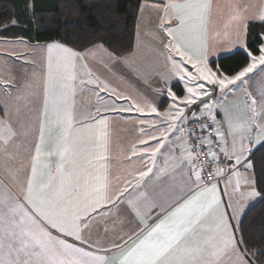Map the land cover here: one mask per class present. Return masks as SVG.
Masks as SVG:
<instances>
[{
  "label": "snow or ice",
  "instance_id": "1",
  "mask_svg": "<svg viewBox=\"0 0 264 264\" xmlns=\"http://www.w3.org/2000/svg\"><path fill=\"white\" fill-rule=\"evenodd\" d=\"M163 7L164 16L161 27L170 38L166 47L168 60L171 62V73L184 82L185 94L177 96L169 90L168 95L171 99L169 110L161 114L155 107L151 108V111L158 116L163 115L165 119H180L185 109L197 104L198 101L203 103L204 107L210 108L211 106L202 99L210 94L208 85L216 86L223 92L229 85H236L237 81L243 83L244 78L258 65H264V46H261L258 49L260 52L258 57L251 52L248 53L252 62L235 76L228 77L213 71L208 66L207 44L204 39L212 0H168ZM244 19L240 6L238 4L233 6L230 22ZM259 19L264 21V9L261 10ZM165 25L168 27H164ZM54 49H59L65 54L66 74L60 76L59 80L61 87L69 89L72 95L75 93V84L72 82L76 80L74 71L76 61L85 59V54L74 52L59 44L48 45L50 86L45 89L44 112L47 114L51 102L56 111L55 124L59 129V135L54 148L49 149L47 156L49 158L58 156L59 162L53 173L51 163L41 161L45 132V122H42L40 143L35 146L31 177L27 182L23 203L12 199L6 193L0 195V264H224L225 259L229 264H248L245 258L246 251H242L239 247L243 240H237L229 230L230 225L220 208L221 201L217 195L216 183L207 182L208 179L215 181L218 176L223 175V170L218 167L212 169L203 162L197 165L200 153L196 151L195 146L189 147L186 144L184 159L191 173L186 184L189 185V192H191L190 182L195 183L199 191L187 198H181L182 202H177L154 226L149 228L142 220L147 229L146 233L132 246L122 250L119 255L113 256L111 261L106 257L86 252L83 248L76 247L59 236H53L49 229H55L62 236L72 237L83 243L82 230L88 227L91 220L104 214L102 209H106L108 204H114L124 191H127V187H124L115 197L109 196L106 166H100L105 171L99 176H93L86 167V165H93L94 161L107 159L108 120L101 115L91 116L93 124L88 128L96 130L89 131L87 135L83 134L81 129L73 127V115L70 108L61 110L60 101L51 95L53 79L51 54ZM109 56L116 59L111 54ZM176 57H179L178 61ZM88 75L91 76L92 73L89 71ZM93 82L91 79L81 81L82 84ZM95 82L99 89L97 95L99 92L109 91L108 85L103 81ZM3 83L9 82L3 81ZM111 94L116 93L113 91L110 92ZM68 96V92L63 93L65 104ZM116 98L128 99L118 94ZM255 105L256 100L252 99L249 107L253 112H255ZM133 109L138 112L144 111L135 104L129 109L115 107L111 110L120 112ZM100 111L97 109V113ZM232 127V125L229 126L230 130ZM235 128L239 131L244 129L245 125L238 123ZM255 128L257 129L253 133L255 142L264 141V125L255 124ZM168 129L175 131L176 125L169 124L159 137L152 136L151 139L157 141L156 146L142 150L151 160L152 165L155 164L156 154L164 147V141L168 139ZM248 131H251L250 127ZM15 136L16 133L11 125L0 118V142L6 146ZM223 142L221 139V143ZM252 142L250 140L249 144ZM140 143L147 144L148 140L142 139ZM206 143L210 144L211 141L201 140V146ZM90 148H100L103 151H90ZM221 151L228 160L234 161L235 165L251 168L250 162L245 163L250 151L249 146L241 143L237 147L234 141L231 153L225 148H221ZM139 154L133 147L132 156ZM204 155L209 157V163L217 157L210 147ZM183 162L182 160L181 163ZM44 169H48L47 173ZM204 171L209 173L207 178L202 176ZM151 172V166L140 171V180ZM231 175L236 177L234 191L240 190L242 180L248 185L254 183L250 177H243L239 171H234ZM228 182L231 183V179ZM128 183L131 181H126V184ZM258 195L254 187L247 192L248 197ZM209 215L217 219L213 230L215 234L211 236L205 235V224ZM114 247L120 248V244H115Z\"/></svg>",
  "mask_w": 264,
  "mask_h": 264
},
{
  "label": "crops",
  "instance_id": "2",
  "mask_svg": "<svg viewBox=\"0 0 264 264\" xmlns=\"http://www.w3.org/2000/svg\"><path fill=\"white\" fill-rule=\"evenodd\" d=\"M167 2L168 0H144L137 18L134 48L131 54L112 59L109 56L110 53L106 49L102 46L98 47L100 45H97L82 53L85 54V59L77 60L74 69L76 80L72 83L75 84V87L78 86L84 91V96L90 95L92 90L96 91L97 94L99 89L95 82L96 80L103 81L108 85L109 91L99 92V95H97L99 98L98 109L101 111L100 113H97L96 111L94 116L101 115L107 118L108 123L110 120L112 123L115 122V130H118V128L120 129V127L117 126L118 123L120 125L124 124L123 127L132 131L130 138L118 139L116 136L115 139H112L108 137L107 159L101 161L105 163L117 162L118 165L124 164V167L127 170H131L130 173L133 175V181L129 183L127 191H124L123 195L116 201H120L119 208L122 210L121 214L123 217V222L121 224L122 227H124L123 225L126 223L125 219L126 221L129 218L133 219L135 223L132 232L134 231V233H129L131 235L127 236V238L125 237L126 233L124 237L121 238L125 239H120V248L113 246L109 248L111 249L110 251H106L105 249H101L102 247L97 248V245L95 248V246L88 244L86 241L82 243L74 240L72 237L62 236V234L58 233L55 229L49 230L52 232L53 236H59L60 238L65 239L68 243L83 248L84 251L91 252L93 255L106 257L109 261H111L113 256L119 255L122 250L132 246L134 242L146 233L147 229L144 227V223H146L149 228L154 226V224L159 222V219H162L167 212L177 204V202H182L181 198H187L192 193L199 191V189L196 188L195 183L190 182L191 192H189V185L186 184V181H188V177L191 174L187 161L184 159V145H187V143L185 136H183L178 130L180 124L185 118L189 114H194L192 112V107L195 104L190 108H186L180 119H165L163 115L158 116L151 111V108L155 107L157 112L164 114L169 110L171 105V100L164 92L168 89V86L162 79V75L166 74L167 69L170 67V63L168 62V49L166 47L170 38L161 27L164 16L163 6ZM148 11L153 14L155 20L143 22L141 25H144V28H140L139 23L142 22L143 15L144 17H147ZM173 23H175V21H173ZM145 26L148 28H145ZM164 27H168V25H165ZM208 27L209 22L207 24L206 33L204 34V39L207 44L206 55L209 64L210 61L226 56L229 53L220 52V47H224V45H221V42L223 41L219 34V36L215 35L211 38L215 44L209 45ZM149 29H152V31H149ZM148 32L153 34V36H148ZM13 42H17V40ZM22 42L25 41L23 40ZM52 44L59 43L50 42L35 44L34 46L36 47H34L35 50H33V52H28L27 47L21 49L23 52H26L27 56H29V61H32V65H35L36 72H41L40 74L43 73L45 78H47L43 84L45 89L50 86V81H48V45ZM61 46L68 48L64 45ZM89 52L93 53L91 55H94L98 59V63H94V66L88 59V56H91L88 54ZM51 63L53 69L51 85L60 88L61 83L59 77L66 74L64 67L66 64L65 54L59 49H54L51 54ZM85 65L87 67H85ZM262 69H264V66L260 67L255 73H253V76L251 73L248 74L245 82V91L240 90V88L237 87V83L234 87H232L233 85H230L231 89H229L228 96L225 99L219 100V88L215 86L216 95L210 102L211 107L209 110L213 117L210 114L209 115L216 125L217 139L220 142L221 139L224 141L221 143V148H225L231 153L234 141L237 147H239L241 143L249 146L250 151L247 154V161H245V163L250 162L253 153L264 142L261 141L257 143L253 137V133L257 131L255 124L264 125V71H262ZM89 71L92 73L91 76L88 75ZM94 71H96V73ZM90 79L94 82L81 83L82 80L87 81ZM175 84L179 85L182 89V95H184V89L181 85L179 83ZM252 84H255L256 87L253 88L251 86ZM45 89L43 95L40 97V102H38V100L35 101L36 106L33 111L20 113L18 107H16L18 104H15V113L13 114L10 113V109L12 108L11 105L7 104L8 109L5 111L2 108L4 113L0 114V118L9 123L13 131L16 133V136L13 139H19L20 141L25 136H33L34 138L32 139L37 140L36 144L40 143V129L45 118ZM113 91L121 97H128V99H117L116 94L110 95V92ZM61 93L62 92L59 89L56 94V99L60 101L59 108L62 109L63 105L64 108H70L73 115L74 128L77 125L76 121H80V117H83L81 120V128L84 129V131H82L83 134L87 135L89 131H92V129L90 130L88 128L89 125L93 124V121L90 119L91 112L89 110V116L85 117V114L82 116V114L77 113L76 110V106H81V103H85V101L77 103L81 98L76 100L74 94L73 99L65 104L62 103L63 99L61 98ZM18 97H14L12 102L23 103L22 105L27 107L29 98H25L24 101H18ZM252 99L256 100L255 112L249 107ZM134 104L139 105L144 111L138 112L133 109L131 111L114 112L111 110L115 107L129 109L132 108ZM51 105L53 106L52 103ZM56 118L55 115L54 120L50 119V126L52 129L50 132H44V139L46 135H54L55 137L56 135H59V129L55 124ZM141 121H144V123H141ZM253 122H255V124ZM238 123L244 124L245 128L239 131L236 130L235 125ZM169 124H175L176 130L172 131L171 129H168V139L164 141V147L156 154L155 164L152 165L151 160L148 159V156L142 150L156 146L157 141L151 139V137H159L160 133L165 131ZM230 125L233 126L231 130L229 128ZM249 127L251 128V131H248ZM13 139L9 143H13ZM142 139L148 140V143L141 144L140 141ZM250 140L253 141L251 144H249ZM0 144L3 143L0 142ZM133 147H135L140 153L139 155L132 156ZM221 148L216 152V159L212 160L213 169L218 167L223 170V175L218 176L215 181L217 195L221 201L220 208L225 213V219L230 225L229 230L237 240H240L238 225L247 209L258 200V196H247V192L252 190L254 183L248 185L245 184L243 180L240 184V190L234 191V188L236 187V177L231 175L232 172L239 171L243 177H250L251 181L254 182L253 175L250 168L237 166L234 161L228 160L221 151ZM99 150L103 151V149L100 148ZM124 153L125 155H123ZM182 160L184 161L183 163H181ZM41 161L50 162L49 157H47V152H44V144ZM148 166L152 167V172L144 177L143 180H140L139 172L146 170ZM31 167L32 165L30 166V171ZM44 172L47 173L45 169ZM30 177L31 172L27 177L25 176L26 182H28ZM117 178L118 177H116V179ZM11 179V173H4L0 167V195L6 193L12 199L23 203V196L27 184L25 185L22 194L16 190ZM194 179L195 178L193 177L192 180L194 181ZM230 179L231 183L228 182ZM133 191L136 192L133 193ZM122 200L123 202H121ZM111 205L115 206L116 204L114 203ZM142 220L144 223H142ZM216 223V217L209 215L205 224V235L211 236L215 234L213 230L215 229ZM106 224L107 223H105V225ZM103 234H106V231L103 232ZM99 243H101V241H99ZM239 247L242 251H245L242 244H240ZM245 258L248 261V264H252L247 255ZM224 264H229L227 259H225Z\"/></svg>",
  "mask_w": 264,
  "mask_h": 264
},
{
  "label": "rangeland",
  "instance_id": "3",
  "mask_svg": "<svg viewBox=\"0 0 264 264\" xmlns=\"http://www.w3.org/2000/svg\"><path fill=\"white\" fill-rule=\"evenodd\" d=\"M237 4L240 6L241 15L245 19L242 21L230 22V17L233 15V6ZM262 9H264V0H212V9L209 15V27H208L209 45L215 44V42H213L211 38L219 34L221 35V39L223 42H221L220 40L219 41L221 42V45H224V47H220V52L231 54L236 50L245 51L247 27L250 23L264 22L259 19V14ZM148 20L150 21L155 20V17L153 16V14L150 13V11H148L147 17H144L143 15L142 22L139 23V27L144 28V25L141 24ZM145 28L148 27L145 26ZM149 31H152V29H149ZM147 35L151 37L153 36V34L149 32L147 33ZM13 41L15 40L0 39V106H1L0 114H3L4 111L8 109L7 104L12 106V108L10 109V113L12 114L15 113V104H18V106L16 107H18L20 113L33 111L36 106L35 101L38 100V102H40L41 100L40 97L43 95V91L45 89L43 87L44 86L43 84L44 81L47 80V78H45V75L43 73L40 74L41 72L38 71L36 72L35 65H32L31 63L32 61L31 62L29 61V56H27L26 52H23L21 50L27 47L28 52H33V50H35L34 47H36L34 46L35 44H30L26 41L22 42L23 40H17V42H13ZM25 45H29V46H25ZM261 46H264V40H263V45ZM259 55H257V57ZM88 59L89 61H91L93 66L94 63H98L97 61L98 59L94 55L88 56ZM176 60L178 61L179 57H176ZM168 62L170 63V67L169 69H167L166 74L162 75V79L163 82L166 83L168 86V89L165 90L164 92L170 99L168 95L169 90H171V92L179 96L176 93L175 88H173V85L175 83H179L181 85V87L184 89V94H185V85L183 81L179 80L177 77L172 75L171 62L169 60ZM251 62L252 60L249 61V64ZM262 66L264 65H258L257 68H255L253 72H251V75L253 76L254 75L253 73H255ZM187 67L190 68L191 66L187 65ZM94 72L96 73V71ZM246 77L244 78L243 83L241 81H237V87L240 88V90L245 91ZM3 81H8L9 83H3ZM211 86L213 85L207 86L208 90L209 87ZM251 86L253 88L256 87L255 84H252ZM232 87H234V85ZM59 89L62 92L61 93L62 99H63V93L65 92L69 93L67 102L73 99V95L71 94L70 90L61 87V84H60V88L51 85V95H53L56 98V94L57 91H59ZM229 89H231L230 85L223 92L219 89L218 92L219 100L225 99L228 96ZM74 94L76 100L81 98V100H79L77 103L81 101H85V103H81V106L79 105L76 106L77 113H81L82 116L83 114H85V117H87L89 116L88 111L90 110L91 112L90 115L94 116L95 112L99 108V98L96 94V91L92 90V93H90V95L84 96V91H82V89L77 86L75 87ZM14 97H18V101L20 100L24 101L25 98L27 99L29 98L28 106L26 107L22 105L23 103L12 102ZM210 102L211 100H209L207 104L211 106ZM62 103H64L63 100ZM63 106L62 109L60 108L61 110L66 109ZM2 108L4 109V111ZM192 112L194 114H201L207 117H210V115L212 116V113L210 112L209 108L204 107L203 104L199 106V108L193 109ZM44 115H45L44 118L45 131L50 132V130L52 129L50 126V119L54 120L56 115L55 110L51 105V103H49L47 114H45L44 112ZM82 119L83 117H80V121H76L77 125L75 129H81L82 131H84V129L81 128ZM117 126L120 127V129L118 128V130H115L114 129L115 122L112 123L111 120L109 121L108 123L109 138L115 139V137L117 136L118 139L119 138L125 139L131 137L132 131L123 127L124 124L120 125L117 123ZM95 130L96 129L94 128L92 129L93 132ZM57 137L58 135H56V137L54 135L45 136L44 152H48L49 148H54ZM32 138L34 137L25 136L20 141L19 139L18 140L13 139L14 142L9 143L6 146L0 144L1 146L0 158H2L0 159V167L4 173L5 172H7L8 174L11 173L12 184L15 186L16 190L19 193L21 192L22 194L25 189V185L27 184L25 176L27 177L31 172L30 166L33 163V157L35 155L34 146L37 145L36 144L37 140H34ZM89 150L100 151L99 148H90ZM123 155H125V153ZM49 159H50L52 171L54 173L55 166L59 162V157L54 155ZM101 165H105L107 169L109 196L115 197V195L118 192L122 191L124 187L127 188L129 187V183L126 184V181H133V175H131L130 173L131 170H127L124 167V164L118 165L117 162L105 163L102 161H94L93 165H86V167L88 168L89 172L92 173L93 176H99V175H103L105 171L103 167H100ZM45 171H48V169H45ZM116 177L118 178L116 179ZM135 192L136 191H133V193ZM119 202L120 201H115L116 204L115 206L108 204L106 209L101 210L104 213L103 215H100L90 221L88 227L82 230L84 241H86L90 245L95 246V248L97 245V248L102 247L101 249H109L113 247L115 244H119L121 240H124L125 238L124 239L121 238L124 237L126 233H127L125 236L126 238L127 236L134 233V231L132 232L135 223L133 219L129 218L127 219V221L125 219L126 223L125 225H123L124 227H122L121 225L123 222V217L121 214L122 210L121 208H119L120 207ZM121 202H123V200ZM105 223L107 224L105 225ZM105 231L106 234H103V232ZM99 241H101V243H99Z\"/></svg>",
  "mask_w": 264,
  "mask_h": 264
},
{
  "label": "trees",
  "instance_id": "4",
  "mask_svg": "<svg viewBox=\"0 0 264 264\" xmlns=\"http://www.w3.org/2000/svg\"><path fill=\"white\" fill-rule=\"evenodd\" d=\"M144 0H0V39L30 44L56 42L83 53L100 45L120 58L133 52L137 18ZM264 22L250 23L246 50L209 62L213 71L233 76L259 55ZM176 93L182 89L174 84ZM178 89V90H177ZM251 173L258 200L243 215L238 231L252 264H264V142L253 153Z\"/></svg>",
  "mask_w": 264,
  "mask_h": 264
},
{
  "label": "built area",
  "instance_id": "5",
  "mask_svg": "<svg viewBox=\"0 0 264 264\" xmlns=\"http://www.w3.org/2000/svg\"><path fill=\"white\" fill-rule=\"evenodd\" d=\"M178 130L185 136L187 146H195L196 151L200 153L199 161L196 162L197 165L203 162L207 167L213 169V162L209 163V157L205 156L204 153L208 151L209 147L215 153L221 148V142L216 136L217 129L214 121L201 114H189L180 124ZM201 140L211 141V143L201 146ZM208 175L207 171L202 173L204 178H207ZM215 181L208 179L207 182L211 184Z\"/></svg>",
  "mask_w": 264,
  "mask_h": 264
},
{
  "label": "water",
  "instance_id": "6",
  "mask_svg": "<svg viewBox=\"0 0 264 264\" xmlns=\"http://www.w3.org/2000/svg\"><path fill=\"white\" fill-rule=\"evenodd\" d=\"M209 93H210V94H209L208 96H205V97L202 98L203 101L208 102L209 100L215 98V95H216V88H215V86H211V87H209ZM202 104H203V103H201L200 101H198L197 104H195V105L192 107V110H193V109H197V108H199V106H201Z\"/></svg>",
  "mask_w": 264,
  "mask_h": 264
}]
</instances>
